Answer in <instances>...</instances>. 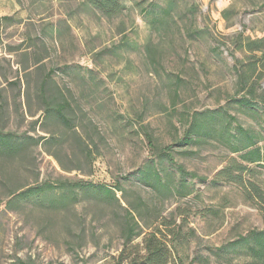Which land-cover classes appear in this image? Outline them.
I'll return each mask as SVG.
<instances>
[{"label": "rangeland", "instance_id": "374dc122", "mask_svg": "<svg viewBox=\"0 0 264 264\" xmlns=\"http://www.w3.org/2000/svg\"><path fill=\"white\" fill-rule=\"evenodd\" d=\"M118 2L0 0V264H118L152 233L169 264H264V0Z\"/></svg>", "mask_w": 264, "mask_h": 264}, {"label": "trees", "instance_id": "16d2710c", "mask_svg": "<svg viewBox=\"0 0 264 264\" xmlns=\"http://www.w3.org/2000/svg\"><path fill=\"white\" fill-rule=\"evenodd\" d=\"M94 5L99 8L103 15L106 17H112L116 14H118L122 8V6L119 4L118 0H94ZM2 20H7L8 18L3 17ZM39 61H37L35 64H38ZM26 70V69H25ZM49 77V76H48ZM45 80L43 79L41 81L40 85H44ZM15 85V83H14ZM239 103L245 106H252V102L249 98L243 97L239 100ZM64 108L62 106H59L57 109V114L62 117V112ZM206 117L205 115H202V117ZM63 118V117H62ZM229 120L233 121V118L228 117ZM263 125H264V119H263ZM206 129V125L200 123L199 121H194L186 130L184 139H190L189 137L193 135L200 134L201 131ZM234 134L230 132V139L229 143L233 141V139H236L238 141V144H233L235 148H232L233 152H242L247 151L246 155H248V158H246L247 161H250L251 163L259 162L261 160V154L259 149L249 150L251 147H254L256 144V141L254 140L255 136L251 134L250 132L243 130L240 126H235ZM1 145H9V142L5 139V137L0 135V146ZM170 147H167L163 149V157L168 162L172 161V156L169 153ZM230 169L235 171L236 174H232L230 172ZM246 168L243 164L238 163L237 161L232 162V166H230L227 169L222 170L218 173V175L223 176L225 179H230L231 181L237 183V184H243V178L242 174L245 172ZM176 171L180 175L184 176H190L193 177L191 174H187L185 170L181 166H176ZM44 187H47L48 189H52L53 187L50 185H46ZM35 188H28L26 189V192H33ZM114 189L116 191H120L119 187L114 186ZM22 192V193H26ZM106 193L111 194L114 196L113 191L111 189H107ZM253 242L251 246H249V251L252 256H254L255 259H258L262 262H264V231L261 232H252L250 234V238ZM131 241L130 236L126 237L125 244L129 243ZM145 247H144V253L140 254V252H135L133 256L131 254H127L126 258H123V254L120 256V260L118 264H122L126 259H128L125 264H169V251L164 244V242L157 238L155 233H152L145 238ZM192 264V263H190Z\"/></svg>", "mask_w": 264, "mask_h": 264}]
</instances>
